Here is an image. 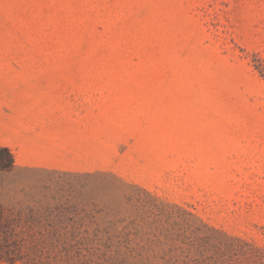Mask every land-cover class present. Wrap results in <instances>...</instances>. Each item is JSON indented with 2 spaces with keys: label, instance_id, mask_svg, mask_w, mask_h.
Returning <instances> with one entry per match:
<instances>
[{
  "label": "rangeland",
  "instance_id": "obj_1",
  "mask_svg": "<svg viewBox=\"0 0 264 264\" xmlns=\"http://www.w3.org/2000/svg\"><path fill=\"white\" fill-rule=\"evenodd\" d=\"M0 83V264H264V0H0Z\"/></svg>",
  "mask_w": 264,
  "mask_h": 264
},
{
  "label": "crops",
  "instance_id": "obj_2",
  "mask_svg": "<svg viewBox=\"0 0 264 264\" xmlns=\"http://www.w3.org/2000/svg\"><path fill=\"white\" fill-rule=\"evenodd\" d=\"M30 97L33 102V96ZM26 102L25 83H0V146L11 152L17 149L16 145L28 142L23 133L28 125L23 115Z\"/></svg>",
  "mask_w": 264,
  "mask_h": 264
},
{
  "label": "trees",
  "instance_id": "obj_3",
  "mask_svg": "<svg viewBox=\"0 0 264 264\" xmlns=\"http://www.w3.org/2000/svg\"><path fill=\"white\" fill-rule=\"evenodd\" d=\"M14 163L12 152L8 148L0 146V175L10 171L14 167Z\"/></svg>",
  "mask_w": 264,
  "mask_h": 264
}]
</instances>
